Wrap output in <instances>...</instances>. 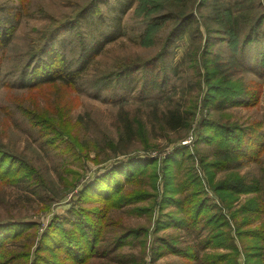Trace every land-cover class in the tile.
I'll list each match as a JSON object with an SVG mask.
<instances>
[{
    "label": "trees",
    "instance_id": "obj_1",
    "mask_svg": "<svg viewBox=\"0 0 264 264\" xmlns=\"http://www.w3.org/2000/svg\"><path fill=\"white\" fill-rule=\"evenodd\" d=\"M19 1L21 3L23 0ZM162 3H166L169 11L165 15H151L150 12L158 9ZM205 3V0H140V7L147 11L145 22L148 30L144 34L145 42L153 39L155 32L166 22L173 20V27L162 40V50L156 57L138 62L119 60L107 75L94 79L91 86L98 93L97 96L110 89L124 93L132 91L140 80L143 92L160 89L161 86L155 84L158 77L154 62L167 57L175 44L189 35L193 42L192 55L198 64V77L202 78L198 79L199 84L207 91L204 107L207 109L210 103H216L220 110L225 104L226 109H250L258 106L264 87V5L261 1L257 4V0H234L233 5L227 6L222 3L223 8L214 7L217 17L212 15L205 18L210 25L202 31L197 14ZM106 4L108 0H93L80 10L77 17L57 23L45 32L42 39L36 42L33 52L13 70L19 89L32 91L58 84L61 94L68 90H81L80 80L94 59L107 45L123 35L122 14L131 7V4H127L121 15L110 17L100 9L101 5ZM20 16L19 12L9 14L7 9L0 6V47H5L12 39ZM81 24L89 29H83L82 32ZM211 25L219 28L217 32L222 34V38L232 49L231 60L237 62L239 68L262 80V86L228 77L223 63L219 61L213 69L209 68L207 55L212 41ZM252 51H256L255 57H250ZM251 62H255V65H250ZM142 70L143 79H138L135 74ZM2 78L0 60L1 84ZM164 79H167L166 75ZM34 107L15 103V110L24 119L47 133L49 139L44 142L48 147L58 149L57 140L63 142L65 137L72 136L76 139L67 144L69 148L66 153L74 155L78 150L88 158L89 152L98 148V143L82 141L80 136L73 135L74 130L68 120V104L57 105L56 113L50 108ZM187 114V111H170L162 120V128H191ZM120 118L124 123L125 134L117 142L108 140L104 145V148L113 150L116 156L124 154L128 142L137 133L126 116ZM222 118L217 119V123H209L210 119L202 120L199 124L200 131H197L196 143L216 144L215 161L208 162L203 157L192 156L185 145L176 146L164 157L125 156L87 182L77 193V199L71 208L62 217L55 218L42 234L37 235L34 231L39 226L38 223H0V264H95L96 261H99L97 264H113L114 260L123 264H148L144 252L138 259L134 256L117 255V251L123 248L131 235L121 232L124 230L122 225L111 220L113 213L126 207H131V214L143 211L136 207L137 203L144 202L151 196V193L144 192L139 187L144 182L143 174L150 167L159 164L163 166L164 182L157 186L154 183V190L160 194L162 186V198L158 202L157 194L154 204L144 209L149 214L157 211L155 243L150 264H155L163 253H170L177 256L181 263L189 261L190 264H264V229L252 227L257 225L258 220L264 219V115L259 120L245 124L232 121L230 116L225 121ZM207 127L210 130L212 128L214 133L206 132ZM137 128L141 132L137 135L144 140V126L141 122L137 123ZM145 145V149L149 150L146 142ZM60 152L66 155L64 151ZM94 162H99L98 157ZM250 163L257 164L258 173L241 176L237 170ZM197 164L205 172L207 181L217 196V204L207 197V191L199 175L197 176ZM172 168L173 173H170ZM215 168L219 172H227L216 183L213 182L214 173L211 171ZM158 177L157 171L150 173L152 181L155 182ZM171 178L174 180L169 182ZM49 183L26 160L0 147V188L25 186L29 192L41 197L51 190ZM129 185H134L135 189L128 190ZM53 192L61 199L62 196L56 190ZM165 192H174L175 195H181V198L177 200L176 196L166 197ZM243 194L255 196L246 199L234 210L233 205ZM169 200L176 205V214L183 215L181 220L164 213ZM86 203L98 206L87 209L83 206ZM163 217H169L173 222L164 225ZM175 221L177 226L185 228V232L193 236L197 252L192 248L181 247L182 241L171 234L159 235L163 229L173 227ZM262 226L257 225L258 228ZM44 254H50L52 259Z\"/></svg>",
    "mask_w": 264,
    "mask_h": 264
},
{
    "label": "rangeland",
    "instance_id": "obj_2",
    "mask_svg": "<svg viewBox=\"0 0 264 264\" xmlns=\"http://www.w3.org/2000/svg\"><path fill=\"white\" fill-rule=\"evenodd\" d=\"M92 1L23 0L20 3L19 0H0V6L7 9V13L19 12L21 14L12 39L5 47H0L3 84L8 85L3 86L0 83V147L26 160L38 170L43 178H46L48 182L50 181L49 185L51 186V190L41 196L43 199L29 192L25 186L1 187L0 223L5 224L10 221L38 223L39 226L34 229L37 235L42 234L55 218L62 217L71 208L72 203L77 199V193L87 182L104 173V168L120 161V159H124L125 156H138L141 158L148 156L155 158L164 157L172 152L176 146L185 145L192 156H200L208 160V162H212L215 159L217 160L216 144L196 143L197 131L202 120L210 119L209 123H217V119L223 117L222 119L225 121L230 116L232 121L245 124L259 120L264 115V87L262 90L260 89L261 94H263L261 102L254 108L237 107L226 109L227 105L225 104L222 106L223 109L220 110L217 108L216 103H210L207 109L204 107L203 103L207 91L205 92V88L203 89V86L199 84L200 81L198 79L202 78L198 77V64L192 55L193 42L189 35H185L180 39L167 57L154 62L155 72L158 77L155 84L160 85V89L143 92L140 80L135 88L132 91L127 90V93L110 89L107 93L104 92L97 96L98 93L91 86L94 79L107 75L112 70L113 65L119 60L129 59L138 62L156 57L162 50V40L173 27V20L166 22L155 32L153 39L145 42L144 34L148 30L145 22L147 11L144 7H140V0H108V4L101 5L102 13L110 17L121 15L127 4H131V7L128 11L123 12L124 15L122 14L121 30L123 35L107 45L102 53L94 59L80 80L79 87H81V90H76L75 92L68 90L66 93L61 94L58 84L32 91L19 89L18 82H16V74L13 70L21 65L23 60L33 52L34 48H36V42L41 40L43 34L57 23L77 17L80 10ZM205 1L206 3L202 10L197 14V21L201 22L202 31L210 25V22L206 19L212 15L217 17L214 11L215 6L223 8V4L226 6L234 4V0ZM260 1L264 5V0H257V4ZM168 11L169 8L166 7V3H162L158 9L151 11L150 14L165 15ZM194 13H196V10ZM204 22L207 24L205 25ZM80 29L84 32L83 29L89 28L81 24ZM217 29H219L217 26L211 25L212 41L207 55L208 63L210 64L209 68L213 69L217 61H219L223 63V68L225 72H228V77L243 79L245 82H255L262 86L260 83L262 80L254 74L239 68L237 62L235 63L231 60L233 51L222 38V34L219 35L220 32H217ZM256 51H252L250 57H255ZM250 65H255V62H251ZM143 70L135 74L138 75V79H143ZM165 75L167 79H164ZM164 80L166 83H164ZM15 103H23L26 107L31 108L34 105L42 109L50 108L55 113L58 110L57 105L64 106L68 104L70 107L68 120L74 130L73 135L80 136L82 141L98 143V148L92 149L88 158H85V155L78 150L75 151L74 155L66 153L65 151L69 148L67 144L70 141L73 143V139H76L72 136L65 137L63 142L62 140H57L58 149L48 147L44 142L49 139L47 133L33 127L30 121L24 119L15 110ZM176 110L188 112L186 118L190 121L191 128L181 127L173 129L168 127L167 130L162 128L164 116L170 111ZM120 116H126L135 128V132H137L134 133V139L128 142V146L124 150V156H116L113 150L104 148L108 140L117 142L120 136L125 134L123 131L124 123L121 121ZM138 122H141L142 126H144V140L141 139V136H138L141 133L137 128ZM205 130L209 134L214 133L212 128L210 130V127ZM124 138H126L125 135ZM145 142L148 144L149 150L145 149ZM71 145L76 146L75 144ZM60 151H64L66 155L64 156ZM97 157L98 163L94 162ZM162 167V164L152 166L148 172L143 174L144 182L139 187L144 192L151 193V196L146 201L139 202L136 205L143 211L139 212V214H131V207H126L113 213L111 221L121 224L124 229L121 232L130 233L131 235L126 240L123 248L117 251V255L134 256L138 259L142 257L144 252L147 263L150 264L153 256L152 247L155 243L154 233L157 211L149 214L144 209L154 204L156 200L158 193L154 190V183L157 186L164 182H162ZM197 169V176L199 175L203 187L207 191V197L217 204V196L212 191L205 172L199 164H197ZM173 170L174 168H172L170 173H173ZM155 171H157L159 177L154 182L150 179V173ZM211 171L214 173V183L227 175V172H219L216 168ZM237 171L241 176L257 174V164L250 163L243 167L240 166ZM78 177L79 180H77ZM172 180L174 179H169V182ZM70 184H73V186H70ZM133 189H135V186L129 185L128 190L132 191ZM53 190H56L58 195L62 196L61 199L54 195ZM162 194L161 186L160 194L157 197L158 202L161 201ZM165 196L169 198L176 196L177 200L181 198V195H175L174 192H165ZM254 196L252 194L241 195L239 201L233 205L234 210L239 208L246 199ZM83 206L91 209L98 205L86 203ZM156 207L158 208L157 205ZM46 208L49 209L46 210ZM164 211V213H169L168 215L172 214L178 220H181L183 216L176 214V205L172 204L170 200L167 201ZM163 219L164 225L173 222L169 217H163ZM240 219L238 218V220ZM262 223H264V219L262 221L258 220L256 224L262 226ZM177 225L178 223L175 221L172 224L173 227L163 229L159 235L171 234L172 237L174 236L182 241L183 245L181 247L192 248L196 251V248H194L196 243L193 236L188 235L185 232V228ZM257 225L252 227L257 230L264 229V226L258 228ZM135 234L138 236H135ZM44 255L52 259L50 254ZM161 255L155 264H190L189 261L185 262L183 260V263H181L177 256H173L170 253ZM241 261L243 263V260ZM112 262L113 264H123L117 260ZM97 263L99 261H96L95 264Z\"/></svg>",
    "mask_w": 264,
    "mask_h": 264
}]
</instances>
